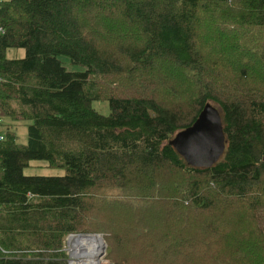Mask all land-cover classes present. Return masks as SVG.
Masks as SVG:
<instances>
[{
    "label": "trees",
    "instance_id": "1",
    "mask_svg": "<svg viewBox=\"0 0 264 264\" xmlns=\"http://www.w3.org/2000/svg\"><path fill=\"white\" fill-rule=\"evenodd\" d=\"M205 105L225 147L195 168L169 142ZM0 117L28 122L0 141V264H69L81 234L114 237L109 264H264V0H0ZM103 186L131 207L87 226Z\"/></svg>",
    "mask_w": 264,
    "mask_h": 264
},
{
    "label": "rangeland",
    "instance_id": "2",
    "mask_svg": "<svg viewBox=\"0 0 264 264\" xmlns=\"http://www.w3.org/2000/svg\"><path fill=\"white\" fill-rule=\"evenodd\" d=\"M85 13H87V10L81 11L79 14V19L83 18V15H85ZM23 56V51L22 50H18V51H10L9 52V57H16V58H20ZM61 60L64 62V65L66 67V69L68 71L71 72H78V71H82L83 69L81 67H75L72 66L71 64H69L68 60L66 58H61ZM146 81V80H143ZM93 109H95L99 114H102L104 116H107L109 114V108H108V104L107 102H93L92 104ZM2 125H0V134H4L3 129L4 127L8 126L16 135V144L19 146H24L26 145L27 142V125L28 122H20L16 125L13 124L12 121L2 118ZM23 174L25 176H63L65 175V170L62 168H50L47 164V162L45 161H30L28 164V167H25L23 169ZM160 181V179L158 178L156 180V182ZM175 181V183L177 185L179 184H186L187 183H195L199 186V188L203 191V193L209 189L207 184L204 182L203 179H190L188 177L184 176V182L176 179L173 180ZM150 184L149 181H145L143 179H140L139 183L136 182L135 185H140L141 187H147ZM174 183H169L170 186L176 188L177 185ZM189 184V185H190ZM138 189V186L133 190L135 192V190ZM97 191H94L93 194H95ZM134 197V193L132 191H126L123 190L121 188H110L109 186H103L101 188V190L96 194V196L93 198L92 203H93V207L95 208V213L92 214L90 221L87 223V226L92 227L93 225H97L99 227H102V225H108V221L106 220V215L103 213L104 206H106L107 204H109V201L113 200V199H117L120 200L121 202H126V197ZM128 204V205H127ZM126 205L130 208V203L126 202ZM140 215H136L134 216V218H139ZM139 222L143 223V219H139ZM83 236L85 235H89V234H81ZM97 235H102V237L100 236V240L101 243L100 244H104L105 246L103 247V249H100L99 251L101 252V258L95 260L94 264H97V260H98V264H109V258L112 257L113 253L112 250L114 248V237L111 235H106V234H97ZM76 235H73L71 238H75ZM70 237L68 236L66 239V243H65V251L67 253L68 256V261L69 264H76L77 262L74 260V257L72 256L71 253V245L68 243L70 241L69 239ZM103 238H105L107 240V245L105 243V241L103 240ZM69 239V240H68ZM74 260V261H73ZM80 260V259H78ZM71 262V263H70Z\"/></svg>",
    "mask_w": 264,
    "mask_h": 264
},
{
    "label": "water",
    "instance_id": "3",
    "mask_svg": "<svg viewBox=\"0 0 264 264\" xmlns=\"http://www.w3.org/2000/svg\"><path fill=\"white\" fill-rule=\"evenodd\" d=\"M169 144L184 158L187 165L195 168L211 167L218 162L225 147L218 112L210 105H205L194 123L178 132ZM81 236L83 235H76V237Z\"/></svg>",
    "mask_w": 264,
    "mask_h": 264
},
{
    "label": "bare ground",
    "instance_id": "4",
    "mask_svg": "<svg viewBox=\"0 0 264 264\" xmlns=\"http://www.w3.org/2000/svg\"><path fill=\"white\" fill-rule=\"evenodd\" d=\"M68 243L71 245V253L74 260L77 262L76 264H94L97 257L98 259L101 258V252L99 250L103 249L105 246L103 243L100 244L101 240L99 237L93 236L71 238Z\"/></svg>",
    "mask_w": 264,
    "mask_h": 264
},
{
    "label": "built area",
    "instance_id": "5",
    "mask_svg": "<svg viewBox=\"0 0 264 264\" xmlns=\"http://www.w3.org/2000/svg\"><path fill=\"white\" fill-rule=\"evenodd\" d=\"M3 121L2 118L0 117V125H2ZM4 136L2 134H0V141H3Z\"/></svg>",
    "mask_w": 264,
    "mask_h": 264
},
{
    "label": "crops",
    "instance_id": "6",
    "mask_svg": "<svg viewBox=\"0 0 264 264\" xmlns=\"http://www.w3.org/2000/svg\"><path fill=\"white\" fill-rule=\"evenodd\" d=\"M71 240V239H70Z\"/></svg>",
    "mask_w": 264,
    "mask_h": 264
}]
</instances>
